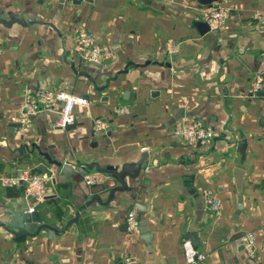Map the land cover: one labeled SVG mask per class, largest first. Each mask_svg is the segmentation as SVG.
<instances>
[{"label": "crops", "instance_id": "obj_1", "mask_svg": "<svg viewBox=\"0 0 264 264\" xmlns=\"http://www.w3.org/2000/svg\"><path fill=\"white\" fill-rule=\"evenodd\" d=\"M224 3L233 6L232 15L212 31L196 0H0V13L32 20L0 24V176L21 168L53 172L37 205L24 185L0 183V218L23 203L28 212L35 206L42 223L64 229L51 237L47 227L14 234L0 220V264H123L127 256L135 264H187L185 239L205 254L199 264H264V23L257 18L264 0ZM80 30L104 48L101 62L79 55ZM27 87L86 99L74 109V128L58 124L59 102L20 121ZM181 110L176 122L198 120L216 129L211 143L190 146L171 135L176 122L169 120ZM97 117L108 123L105 130L95 131ZM243 138L248 146L237 214L233 174ZM39 150L87 166V174L96 166L120 169L142 151L149 159L136 178L126 177L129 190L115 192L106 206L95 202L78 212L97 185L88 186L78 172L56 171ZM207 191L219 198V211L206 205ZM130 211L138 219L134 232L126 226ZM250 232L255 255L242 239Z\"/></svg>", "mask_w": 264, "mask_h": 264}, {"label": "built area", "instance_id": "obj_2", "mask_svg": "<svg viewBox=\"0 0 264 264\" xmlns=\"http://www.w3.org/2000/svg\"><path fill=\"white\" fill-rule=\"evenodd\" d=\"M200 8L202 18L212 31L222 28L233 12V6L224 2H217L211 6H200ZM257 18L264 23V10L258 11ZM169 48L172 50L173 44H170ZM76 49L82 58L93 63L101 62L106 54L104 48L97 43L94 35L87 30H80L76 34ZM260 86L261 79L257 77L253 83V91L258 92ZM25 96L27 101L19 111L20 121H26L30 114L39 112L54 102H59L61 109L58 124L61 126L73 123L75 121V107L77 105L84 106L87 103L83 97L66 90L53 91L27 87ZM40 103L44 106H40ZM114 111L116 113L128 112L126 107H116ZM107 126L108 123L104 119L98 117L94 119L95 131L105 130ZM171 135L174 138L181 139L186 145L199 146L211 143L216 136V129L213 126L204 125L198 120L178 121L173 126ZM52 178V171L36 173L31 168H21L14 175L0 176V183L4 186L24 185L25 192L34 199V204L37 205L48 195V184ZM104 181V174L99 172L84 175V182L88 186L102 184ZM204 201L211 210L219 211L221 209L219 198L210 191L205 192ZM34 209L35 206H32L29 212ZM126 226L131 232L137 231L138 219L132 211L128 213ZM242 239L248 252L251 255H255L257 252L256 234L250 232ZM182 247L187 264H199L205 259V254L198 252L189 239L183 240ZM123 264H135V260L133 257L127 256L123 260Z\"/></svg>", "mask_w": 264, "mask_h": 264}, {"label": "water", "instance_id": "obj_3", "mask_svg": "<svg viewBox=\"0 0 264 264\" xmlns=\"http://www.w3.org/2000/svg\"><path fill=\"white\" fill-rule=\"evenodd\" d=\"M64 0H60V2H63ZM222 0H196V2L200 6H211L214 3H217ZM73 4H80L82 0H71ZM8 16L7 12L0 13V24L4 26H11L14 23H18L22 26H27L29 23L32 22V20H24L22 18H18L12 15H9V19L5 20V18ZM166 66H170L169 63L165 64ZM83 74L87 75L85 72ZM183 117L182 110L181 112H177L174 114V116L169 120V123H175L177 120ZM261 124L264 125V118L261 120ZM17 125H20V123H17ZM75 123L67 124L64 126L65 129H71L74 128ZM248 146V140L246 138H243L239 140L238 142V151L240 152L242 156V162L241 164L235 169L233 177L235 178L236 186L239 191V209L237 210V214L241 212V209L243 208V179H244V160L246 157V151ZM39 154L44 157L46 162L52 167L55 168L56 171L64 174V175H71L75 172H78L82 174L83 176L87 174L86 167L87 166H79L74 164L65 163L63 161H60L54 157H52L49 153L39 150ZM149 154L148 151H142L140 153V157L136 162L133 163H125L121 166L120 169H117L113 166H106L105 168H100L96 166V171L99 173L104 174L107 176V180H105L100 185H94L96 188L92 189V195L91 197L85 202V204L81 205L78 208V212L82 209H84L86 206H89L95 202H97L100 205H108L113 199L115 192H123L126 190H129L126 182V177L129 178H136L141 169L144 167V165L148 162ZM94 165V164H93ZM93 165L88 166V169L91 170L93 168ZM107 192L108 196L105 200L101 197L103 193ZM50 197V196H48ZM78 212L75 215V218L73 220H76L78 217ZM6 218H0L1 222L8 227V230H11L14 234L19 233V231L23 230L22 233L26 235H34L36 234L40 229L47 227L49 229V236L51 237L54 233H58L56 228L49 226L46 223H42V217L39 213V211L35 208L33 211L28 212L27 206H24L22 203L20 206L10 205L8 209L5 211ZM72 222V220L66 225V227ZM38 223H40L38 225ZM139 231L143 234L142 238L150 242V236L147 232L146 228L144 226L139 227ZM245 235V234H244ZM241 236L239 235L235 239L238 240ZM242 247H245L242 245Z\"/></svg>", "mask_w": 264, "mask_h": 264}, {"label": "rangeland", "instance_id": "obj_4", "mask_svg": "<svg viewBox=\"0 0 264 264\" xmlns=\"http://www.w3.org/2000/svg\"><path fill=\"white\" fill-rule=\"evenodd\" d=\"M221 2H224V0H222V1H219L218 3H221Z\"/></svg>", "mask_w": 264, "mask_h": 264}]
</instances>
